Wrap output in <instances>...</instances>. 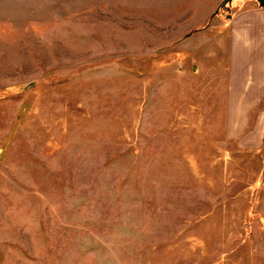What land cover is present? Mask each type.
I'll list each match as a JSON object with an SVG mask.
<instances>
[{
    "label": "rangeland",
    "instance_id": "obj_1",
    "mask_svg": "<svg viewBox=\"0 0 264 264\" xmlns=\"http://www.w3.org/2000/svg\"><path fill=\"white\" fill-rule=\"evenodd\" d=\"M257 11L0 0V264H264Z\"/></svg>",
    "mask_w": 264,
    "mask_h": 264
},
{
    "label": "crops",
    "instance_id": "obj_2",
    "mask_svg": "<svg viewBox=\"0 0 264 264\" xmlns=\"http://www.w3.org/2000/svg\"><path fill=\"white\" fill-rule=\"evenodd\" d=\"M258 12V11H257ZM257 12H254V13H257ZM254 13H252V14H250V15H252L253 16V14ZM246 15H248V13H246ZM255 19L257 20V22H256V24H257V28L259 29L260 28V25H261V27H264V12H263V14L262 13H257L256 14V16H255ZM247 29L249 30V31H247V38H251V37H253V26L252 25H247ZM257 35H258V37H259V32H257ZM243 43V42H242ZM242 48H244V47H242ZM247 50L249 51V52H251V47H250V45L247 47ZM247 51V52H248ZM257 61H258V65H257V67H258V69L259 70H261L262 72H263V75H264V43L262 44V46H261V52L260 51H258V53H257V59H256ZM260 84V83H259ZM264 83H262V85H263ZM264 86V85H263Z\"/></svg>",
    "mask_w": 264,
    "mask_h": 264
}]
</instances>
